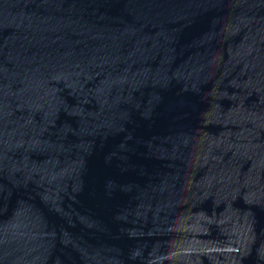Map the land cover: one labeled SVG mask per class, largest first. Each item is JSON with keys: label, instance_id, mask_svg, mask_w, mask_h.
<instances>
[{"label": "water", "instance_id": "water-1", "mask_svg": "<svg viewBox=\"0 0 264 264\" xmlns=\"http://www.w3.org/2000/svg\"><path fill=\"white\" fill-rule=\"evenodd\" d=\"M0 264H264V0H0Z\"/></svg>", "mask_w": 264, "mask_h": 264}]
</instances>
